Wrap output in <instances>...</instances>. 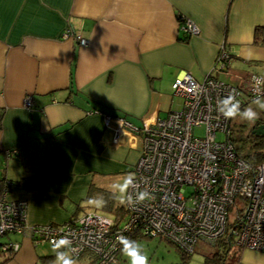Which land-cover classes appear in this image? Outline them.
<instances>
[{
  "label": "crops",
  "instance_id": "0c3cea01",
  "mask_svg": "<svg viewBox=\"0 0 264 264\" xmlns=\"http://www.w3.org/2000/svg\"><path fill=\"white\" fill-rule=\"evenodd\" d=\"M179 18L191 20L198 34L180 31ZM256 26H264V0H0L6 200L26 202L30 226L63 225L75 206L77 216L102 214L86 201L132 173L140 153L138 135L117 136V119L140 128L178 110L173 83L186 72L198 82L211 76L246 89L250 74L264 73V46L253 43ZM222 47L229 61L214 71ZM256 123L252 131L264 124ZM8 242L19 248L0 252V264L54 262L45 242L22 234L0 238ZM228 257L232 264H264V251L235 244ZM76 259L94 261L90 253Z\"/></svg>",
  "mask_w": 264,
  "mask_h": 264
},
{
  "label": "built area",
  "instance_id": "2783aa9c",
  "mask_svg": "<svg viewBox=\"0 0 264 264\" xmlns=\"http://www.w3.org/2000/svg\"><path fill=\"white\" fill-rule=\"evenodd\" d=\"M179 25L188 36L199 32L189 19L179 18ZM75 37L81 46L87 44L86 39ZM228 61L229 54L222 47L213 70L224 71ZM254 75L248 76L247 88L242 90L211 76L198 82L186 72L173 83V93L181 98L178 110L144 122L140 128L117 119V136H139L140 153L132 169L137 190L147 189L155 197L140 204H124L127 217L120 226L113 227L111 218L95 212L83 213L64 225L30 226L26 202L8 201L3 194L0 238L16 233L26 235L34 244L51 246L54 239L67 235L75 258L90 253L93 264L116 263L121 234L162 239L191 254L199 241L213 245L231 228L237 247L264 251V158L255 165L247 163L234 146L230 120L216 110L217 101L232 89L239 93L237 99L242 92L255 98ZM30 105L28 96L23 107ZM197 127L203 128L201 137L193 134ZM217 133L223 134V139H217ZM129 191L135 196L136 190ZM18 248V243L8 242L0 245V252Z\"/></svg>",
  "mask_w": 264,
  "mask_h": 264
},
{
  "label": "clouds",
  "instance_id": "9594fccd",
  "mask_svg": "<svg viewBox=\"0 0 264 264\" xmlns=\"http://www.w3.org/2000/svg\"><path fill=\"white\" fill-rule=\"evenodd\" d=\"M252 82L256 96L249 106L242 108L240 100L237 99L239 93L235 89L217 101L216 110L224 119L239 118L249 123H255L259 119L260 112L257 109L264 111V73L254 75ZM130 189L136 190L135 196L129 191ZM110 192L120 204L127 205L140 204L155 198L147 189L137 190L136 176L131 172L114 181L110 185ZM86 203L96 208L106 205L102 195L90 197ZM117 243L121 246L120 252L127 264H149L146 250L139 241L121 234L117 237ZM51 252L54 255L53 264H78L74 255L73 242L67 235L60 236L51 242Z\"/></svg>",
  "mask_w": 264,
  "mask_h": 264
},
{
  "label": "rangeland",
  "instance_id": "374dc122",
  "mask_svg": "<svg viewBox=\"0 0 264 264\" xmlns=\"http://www.w3.org/2000/svg\"><path fill=\"white\" fill-rule=\"evenodd\" d=\"M173 96V95H172ZM241 97V96H240ZM239 97V100L241 99ZM247 101L242 105L243 107L249 106L250 102L254 98H246ZM180 99L176 96H173V102H178ZM260 119L264 118V111H260ZM162 114L160 115V117ZM138 124V123H137ZM253 123H249L246 121H242L239 118L231 119L230 128L232 130L231 138L233 140L234 146L241 157H246L251 151H256L257 149L252 147L251 141L246 136L249 134L251 135V127ZM193 134L196 137H201L203 135V128L197 127L193 129ZM216 138L221 140L223 139V134L217 133ZM111 198L113 197L112 193L108 192ZM109 199H107L106 203ZM112 200V199H111ZM115 206H120L119 201L113 197V201H110ZM99 213L102 214H112V211H109L104 208L97 209ZM234 213H231V218L233 217ZM139 242L144 246L146 253L149 257V264H177L180 263V257L175 249V246L168 244L166 241L160 240L158 238H151V239H141ZM232 248V247H231ZM213 251V247L199 241L195 244L194 250L191 253L190 259L188 264H202L204 255H207L209 252ZM115 264H127L126 259L119 253L116 257Z\"/></svg>",
  "mask_w": 264,
  "mask_h": 264
},
{
  "label": "trees",
  "instance_id": "16d2710c",
  "mask_svg": "<svg viewBox=\"0 0 264 264\" xmlns=\"http://www.w3.org/2000/svg\"><path fill=\"white\" fill-rule=\"evenodd\" d=\"M253 43L256 45H260V46H264V26H256L253 30ZM260 122H264V118H259L257 120L256 124H260ZM250 136V138H249ZM249 140L251 141L252 147L256 148V151H251L250 154H248L246 157H242L247 163L251 164V165H255L257 163H259L261 161L262 158H264V134L262 135H248ZM11 152L5 153V156L7 157V155H9ZM3 176L0 175V198L2 197V195L4 194V196L8 193V189L10 187V183H8L7 181H5L4 178H2ZM100 195H102L105 199V201L108 200V202L106 203V205L102 208L107 209L109 211H112V214H105V216L109 217L112 219L113 221V227H118L120 226V224L125 220V218L127 217V212L124 208V204L120 205V206H114L113 203H111L110 201H113V197L111 198V196L109 195L108 192H100ZM6 198V197H5ZM112 199V200H111ZM79 207L75 206L71 211V216L68 222H72L74 219H77V213ZM65 223V224H66ZM50 225H54V224H50ZM64 225V224H63ZM10 234H16V233H10ZM6 236V235H5ZM4 237V236H3ZM133 240H141V239H151L149 237H144L141 235H135V236H131L130 237ZM162 240V239H160ZM164 241V240H163ZM234 238H233V234L231 233V228H227L224 235L216 241V243L213 244L214 247V251L205 256L203 259V263L202 264H232L230 262V260L228 259V254L229 251L231 249V247H233L234 245ZM168 244H171L173 246H175L174 244L170 243L169 241H166ZM4 244V243H0ZM175 249L177 250L179 257H180V263L177 264H188L189 259L191 254L184 252L183 250H181L180 248H178L177 246H175ZM4 252H11L10 250L8 251H4ZM121 253L120 249L117 252V255Z\"/></svg>",
  "mask_w": 264,
  "mask_h": 264
},
{
  "label": "water",
  "instance_id": "95a60500",
  "mask_svg": "<svg viewBox=\"0 0 264 264\" xmlns=\"http://www.w3.org/2000/svg\"><path fill=\"white\" fill-rule=\"evenodd\" d=\"M252 134L256 136L264 134V124L258 125L257 128L252 131Z\"/></svg>",
  "mask_w": 264,
  "mask_h": 264
}]
</instances>
